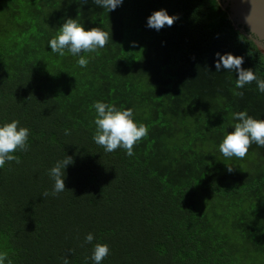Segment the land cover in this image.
I'll list each match as a JSON object with an SVG mask.
<instances>
[{"label": "trees", "instance_id": "trees-1", "mask_svg": "<svg viewBox=\"0 0 264 264\" xmlns=\"http://www.w3.org/2000/svg\"><path fill=\"white\" fill-rule=\"evenodd\" d=\"M162 8L180 19L146 27ZM69 17L112 34L84 68L49 47ZM216 52L243 55L264 78V54L221 0H124L111 13L92 0H0V125L30 129L20 163L0 168V253L93 264L107 243L102 264H264V148L243 159L219 150L233 113L264 119V93L216 72ZM97 101L147 125L133 156L94 142ZM67 155V188L53 196L50 169Z\"/></svg>", "mask_w": 264, "mask_h": 264}, {"label": "clouds", "instance_id": "clouds-1", "mask_svg": "<svg viewBox=\"0 0 264 264\" xmlns=\"http://www.w3.org/2000/svg\"><path fill=\"white\" fill-rule=\"evenodd\" d=\"M92 2L106 9L108 12L115 11L122 6L124 0H92ZM83 4L88 0H82ZM180 19L179 14L170 15L167 9L153 11L147 18L146 27L159 32L163 28L174 26ZM112 39V34L97 26L86 29L83 23L77 18H67L60 26L58 34L49 41L52 52L64 56L65 52L78 56V65L87 67L90 57L84 54L95 53L98 49L104 48L108 41ZM138 42H131L132 47H136ZM264 51V49H262ZM215 71L221 70L235 72L237 79L236 89H243L245 85L256 83L258 90L264 93V78H260L251 67L245 68V57L235 55L231 52L215 53ZM234 95L243 97L242 91L234 92ZM93 107L96 111L94 120L96 131L94 142L103 147L106 152H114L124 149L128 156L134 155V146L148 135L149 129L142 122H137L132 108H118L115 105L97 101ZM235 123L232 131H229L219 145V150L225 158L236 157L243 159L248 154L253 144L264 148V119H257L248 114L247 111L235 112L232 114ZM69 130H65V135H70ZM30 129L23 127L19 120H12L0 125V168L6 162L16 161L20 163L19 157L14 155L18 151L28 150V138ZM73 156L67 155L64 159L55 163L50 169V176L54 180V187L51 195L56 196L63 192L66 187V169L74 164ZM229 174L235 171L234 167L228 166ZM49 193H43L47 197ZM94 234L88 233L85 243H92ZM74 251V250H73ZM110 254V246L107 243H96L92 252L91 260L93 264H102V261ZM11 264L6 253H0V264ZM63 264H69L67 257L63 259Z\"/></svg>", "mask_w": 264, "mask_h": 264}, {"label": "water", "instance_id": "water-1", "mask_svg": "<svg viewBox=\"0 0 264 264\" xmlns=\"http://www.w3.org/2000/svg\"><path fill=\"white\" fill-rule=\"evenodd\" d=\"M235 26L264 49V0H221ZM264 54V51H262Z\"/></svg>", "mask_w": 264, "mask_h": 264}]
</instances>
